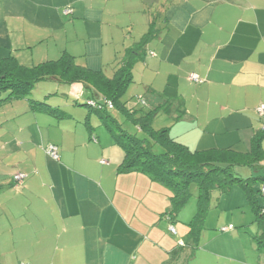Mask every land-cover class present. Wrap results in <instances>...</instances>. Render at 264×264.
<instances>
[{
	"label": "crops",
	"instance_id": "crops-1",
	"mask_svg": "<svg viewBox=\"0 0 264 264\" xmlns=\"http://www.w3.org/2000/svg\"><path fill=\"white\" fill-rule=\"evenodd\" d=\"M149 1L162 3H144ZM256 3H247L246 11L229 1L171 0L163 11L166 24L142 62L141 82L149 110L172 103V111H188L184 120L191 123L171 119L168 126L192 151L247 153L264 132L257 112L264 105V11L258 10L264 7ZM109 5L110 0H0V60L13 57L32 67L66 54L92 72L105 71L113 65L121 32ZM121 41L125 51L131 47ZM192 75L203 83L191 81ZM50 82L57 93L43 100L52 105L68 106L58 96L90 97L81 84ZM193 95L215 107L206 111L204 123L185 108ZM19 101H25L23 110L0 111V151L10 149L15 160L12 174L0 172V213L12 216L10 232L0 221V245L3 232L9 233L13 245L28 254L19 256L27 264H191L196 259V253L178 250L186 244L191 220H170V192L162 184L141 172H119L125 153L115 141L91 127L85 130L71 114L56 120L33 112L24 99L5 105ZM50 145L59 148V161L47 155ZM17 174L27 176L20 188L13 179ZM226 234L246 243L234 226ZM244 246L237 250L246 258L255 253L253 262L264 264L257 246ZM222 260L227 263L228 257L216 254L213 263Z\"/></svg>",
	"mask_w": 264,
	"mask_h": 264
},
{
	"label": "trees",
	"instance_id": "trees-1",
	"mask_svg": "<svg viewBox=\"0 0 264 264\" xmlns=\"http://www.w3.org/2000/svg\"><path fill=\"white\" fill-rule=\"evenodd\" d=\"M148 17V32L139 42L126 49L124 57L113 69L112 76H108L105 71L92 72L87 67L78 65L73 57L66 54L56 61H47L32 67L21 65L13 57L0 60V92H10L7 98L0 100V104L24 99L29 101L33 112L63 120L68 114L59 106H51L46 102L30 98L33 90L40 82L53 80L68 86L83 85L84 89L90 93L86 105L92 113L105 121L115 143L125 153V162L119 172H141L162 184L170 192L171 211L168 215L170 220L176 219L192 196L191 187L193 185L196 187L197 213L188 224L187 243L179 245L178 250L194 255L201 243L213 194L215 192L225 194L234 187L240 186L245 190L248 201L257 216L259 231L253 237V241L258 251L264 253V207L259 205L258 199L259 195L264 197V187L255 191L252 186L257 180L264 183V150L262 148L264 132L253 139L251 149L247 153H240L233 149L192 151L176 141L170 135L169 128L160 131L153 129V123L160 114H176V111H172V103L141 111L138 116L140 111L127 110L126 102L122 101L123 95L134 81L133 69L138 62L146 60L151 44L160 37L164 29L161 27L162 24H166L163 12L154 14L150 11ZM77 100L76 103L79 104L81 101ZM91 101L96 104L94 107L89 105ZM110 102L114 106L113 109L108 107ZM116 110L129 117L144 135L131 133L118 124V119L111 115L112 112H117ZM183 111L185 112V109ZM174 117L175 121H179L182 115L176 114ZM108 119L117 124L119 133L108 125ZM93 140H96V137H93ZM238 168L249 169L251 176L240 177ZM254 173L261 176H255ZM0 264H2L1 259Z\"/></svg>",
	"mask_w": 264,
	"mask_h": 264
},
{
	"label": "rangeland",
	"instance_id": "rangeland-1",
	"mask_svg": "<svg viewBox=\"0 0 264 264\" xmlns=\"http://www.w3.org/2000/svg\"><path fill=\"white\" fill-rule=\"evenodd\" d=\"M147 0H110V5L108 6V11L111 13H116L117 15V23L118 28H120V42L115 45V55L113 57V65L107 68L106 74L108 76H112L113 69L117 66V63L122 60L125 55V45L121 40H127L128 44L132 46L136 42H139L145 33L148 32V21H149V12H153L154 14H159L165 10L167 6H169L171 0H162V3L159 1L153 5L152 2L144 3ZM180 0H174V2H178ZM220 1H229L230 3H235L239 7L245 10H249L250 8L247 3H256V6L264 7V0H220ZM169 2V3H168ZM148 9L150 11H148ZM259 13V11H264V8H258V10L253 9ZM156 42L152 43V49L156 47ZM128 45V46H129ZM158 45V44H157ZM144 64L142 62H138L133 69L134 81L130 84L129 88L125 92L122 97V101L126 102L127 105H132L134 110L140 111L137 115L141 114V111L149 110L148 103L146 101V92L143 89V84L141 82L142 75V67ZM166 69V68H165ZM177 70L174 71V74L177 76ZM179 76V75H178ZM182 77H186L184 75H180ZM194 87H198L197 84H194ZM57 84L54 82H40L36 88L33 90L30 98L38 100L40 102H46L52 106L48 101L43 100L46 95L50 93H57ZM54 90V91H51ZM60 93H63L60 91ZM193 93V90H189V94ZM10 94L9 91H1L0 97L5 99ZM143 94V96H140ZM56 97V96H53ZM41 98V99H37ZM89 96L79 99V104L76 103L77 96L74 95L72 97H64L58 96L56 99H60V103L69 102L67 107H60L67 114H71L74 118H80L81 123L79 125L83 126V128H93L96 132L98 130L99 134L104 135L113 141V137L107 129L105 121L102 120L97 114L92 113V110L86 105L88 102ZM2 100V99H1ZM78 101V100H77ZM187 104L185 105L186 109L188 108L192 114L200 117L201 122H205L206 111H214L215 107L211 106L207 100H202L201 102L197 100L196 97L190 96L189 99L186 100ZM19 103V104H18ZM17 104H0V111H21L23 110L21 107L25 103V101H19ZM147 103V104H145ZM15 105V106H14ZM56 106V105H53ZM15 109V110H14ZM117 112H112L111 115L115 116L119 123L123 126L124 129L130 131L131 133H137L139 136H143L144 133L139 131L138 127L129 119L125 114ZM188 111H176L177 115H182L181 121L182 124H189L191 121L184 120V117L187 115ZM183 113V114H182ZM176 114L169 115L166 113L160 114L153 123V129L155 131H160L165 128H169V124L171 119L174 123ZM89 116V119L87 118ZM87 118V119H86ZM79 120V119H78ZM87 120V121H86ZM181 123V122H180ZM198 124V123H197ZM108 125L116 132L119 133L120 130L117 124L113 123L110 119H108ZM85 129V130H86ZM76 132H74L75 134ZM96 134V133H95ZM81 133H76V136H80ZM2 146V145H1ZM4 147V146H2ZM41 148V146H39ZM4 150V148H2ZM42 149V148H41ZM158 149V148H157ZM0 151V172H6L8 175L12 174V169L15 166V160H12L10 149L7 151ZM43 150V149H42ZM159 151V150H158ZM44 152V151H43ZM249 169L247 168H238L237 172L240 177L248 178ZM255 176H261L257 173H254ZM9 178L7 177V180ZM9 182V181H8ZM255 191L261 190L264 187V183L262 181L257 180L255 184L252 185ZM1 190V189H0ZM192 196L189 199L186 206L178 213L176 217V221L179 223L184 222L185 220H192L197 213V189L193 185L191 187ZM259 205L264 207V197L259 195ZM257 216L253 211L246 192L240 186L234 187L230 192L221 194L219 192H215L213 194L211 206L205 221V229L202 233V241L200 243L199 249L195 251L196 259L192 261L191 264H215L213 260L215 259V255H222L224 257H228V264H232L229 258H237L238 261H243L244 264H255L253 262V254L252 253L249 258L248 256L243 255L238 250H243L242 246L247 250L252 249V245L254 243L253 237L258 234V223ZM0 221H4L6 226L11 227L12 216L10 211H5L0 213ZM176 222V223H177ZM228 223V224H227ZM229 224H232L237 233L243 235L242 239L246 240L243 245L242 242H234L232 240L231 234H226L223 232V228ZM4 236L2 239L1 254L0 259L2 264H27L25 261L21 260L19 256L28 257V254L24 252V250H20L18 245L12 243L11 235L9 233L3 232ZM174 237L179 239V236L174 235ZM206 237V238H205ZM229 237V240L227 239ZM234 242V243H233ZM187 243V238H186ZM206 243V245H205ZM13 246H16L14 254L12 253ZM238 247H240L238 249ZM238 249V250H237ZM252 252V251H251ZM256 252V251H255ZM194 253V254H195ZM259 253L257 251V257H259ZM212 254V255H210ZM211 257H210V256ZM263 255V254H262ZM242 258V259H241ZM240 261V262H241ZM225 260H222V264H227ZM262 264V263H259Z\"/></svg>",
	"mask_w": 264,
	"mask_h": 264
},
{
	"label": "built area",
	"instance_id": "built-area-1",
	"mask_svg": "<svg viewBox=\"0 0 264 264\" xmlns=\"http://www.w3.org/2000/svg\"><path fill=\"white\" fill-rule=\"evenodd\" d=\"M70 10H67V13H69ZM190 80L196 83H203V80L198 76V75H192L190 77ZM89 105L91 106H95L96 104L94 102H89ZM108 107L109 109H113L114 106L113 104L110 102L108 103ZM258 114L264 118V105H261L258 109H257ZM264 131V130H263ZM46 153L49 157H51L52 159L58 161L60 159V155H59V148L55 145H50L47 149H46ZM27 176L23 175V174H17L14 176V182L17 188H20V185H22L23 181L25 180ZM233 229V226L230 227H226L223 228V232H229ZM171 231L173 233H175V229L173 227H171Z\"/></svg>",
	"mask_w": 264,
	"mask_h": 264
}]
</instances>
